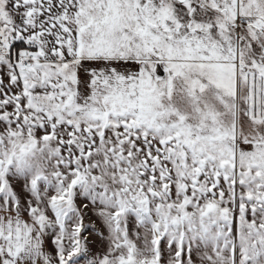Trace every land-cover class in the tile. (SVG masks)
Segmentation results:
<instances>
[{
	"label": "snow or ice",
	"instance_id": "snow-or-ice-1",
	"mask_svg": "<svg viewBox=\"0 0 264 264\" xmlns=\"http://www.w3.org/2000/svg\"><path fill=\"white\" fill-rule=\"evenodd\" d=\"M0 264H264V0H0Z\"/></svg>",
	"mask_w": 264,
	"mask_h": 264
},
{
	"label": "rangeland",
	"instance_id": "rangeland-1",
	"mask_svg": "<svg viewBox=\"0 0 264 264\" xmlns=\"http://www.w3.org/2000/svg\"><path fill=\"white\" fill-rule=\"evenodd\" d=\"M197 259H198V257H197Z\"/></svg>",
	"mask_w": 264,
	"mask_h": 264
}]
</instances>
